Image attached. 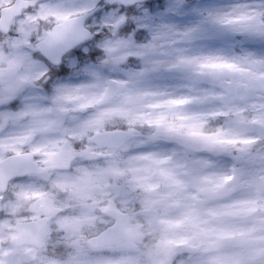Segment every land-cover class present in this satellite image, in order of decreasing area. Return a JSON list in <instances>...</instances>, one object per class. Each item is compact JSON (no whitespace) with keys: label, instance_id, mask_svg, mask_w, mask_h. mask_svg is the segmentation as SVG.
I'll return each mask as SVG.
<instances>
[{"label":"clouds","instance_id":"clouds-1","mask_svg":"<svg viewBox=\"0 0 264 264\" xmlns=\"http://www.w3.org/2000/svg\"><path fill=\"white\" fill-rule=\"evenodd\" d=\"M0 264H264V0H0Z\"/></svg>","mask_w":264,"mask_h":264},{"label":"snow or ice","instance_id":"snow-or-ice-1","mask_svg":"<svg viewBox=\"0 0 264 264\" xmlns=\"http://www.w3.org/2000/svg\"><path fill=\"white\" fill-rule=\"evenodd\" d=\"M202 67H208L215 70H222V69H231L233 66L228 64H221V63H207L205 65H202ZM172 103H182V101H174ZM219 144H226V143H232L231 141H217Z\"/></svg>","mask_w":264,"mask_h":264}]
</instances>
